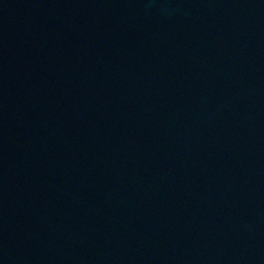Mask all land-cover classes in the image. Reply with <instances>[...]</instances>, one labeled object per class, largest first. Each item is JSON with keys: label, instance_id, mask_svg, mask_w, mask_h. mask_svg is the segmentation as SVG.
I'll use <instances>...</instances> for the list:
<instances>
[{"label": "water", "instance_id": "95a60500", "mask_svg": "<svg viewBox=\"0 0 264 264\" xmlns=\"http://www.w3.org/2000/svg\"><path fill=\"white\" fill-rule=\"evenodd\" d=\"M0 264H264V0H0Z\"/></svg>", "mask_w": 264, "mask_h": 264}]
</instances>
